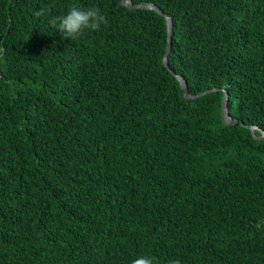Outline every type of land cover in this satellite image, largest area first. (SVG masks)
<instances>
[{
    "label": "trees",
    "instance_id": "trees-1",
    "mask_svg": "<svg viewBox=\"0 0 264 264\" xmlns=\"http://www.w3.org/2000/svg\"><path fill=\"white\" fill-rule=\"evenodd\" d=\"M120 1L0 0V264H264V0Z\"/></svg>",
    "mask_w": 264,
    "mask_h": 264
},
{
    "label": "water",
    "instance_id": "water-1",
    "mask_svg": "<svg viewBox=\"0 0 264 264\" xmlns=\"http://www.w3.org/2000/svg\"><path fill=\"white\" fill-rule=\"evenodd\" d=\"M119 4L122 5V6H126V7H129V8H132V9L139 8V9L154 10L159 15L165 17V19H166V25H167V47H166L165 54H164V56L162 58V63L166 67H168L166 57H167V54L169 53L170 47H171V32H172V22H171V19L169 17L165 16L164 13L158 7H156L155 5H143L142 3L137 4V5H133L131 3V0H121ZM175 77H176L177 81L179 82V85H180L181 89L184 91V96L186 98H192V97L196 96V95H190V94H188V92H187V83H186V81L182 77H180L178 75H175ZM227 97H228V93H227V91H225V100H224V102L222 104V115H223L224 121L227 124H234L235 121H233L231 119V117H230V115L228 113V110H227ZM247 128L250 129V132H251L252 136L255 139L264 140V132H260L261 135L259 137H256L255 136V131L257 130V128L254 127V126H247Z\"/></svg>",
    "mask_w": 264,
    "mask_h": 264
}]
</instances>
